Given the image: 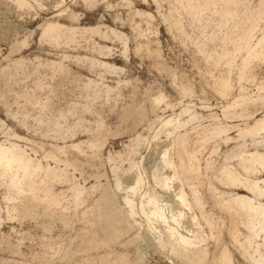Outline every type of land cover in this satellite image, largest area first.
I'll return each instance as SVG.
<instances>
[{
    "label": "rangeland",
    "instance_id": "1",
    "mask_svg": "<svg viewBox=\"0 0 264 264\" xmlns=\"http://www.w3.org/2000/svg\"><path fill=\"white\" fill-rule=\"evenodd\" d=\"M180 2L0 0V144L40 167L0 169V264H181L140 217L148 197L170 223L183 214L180 231L209 260L219 248L204 217L234 264H252L222 207L237 213L244 243L258 219L240 198L264 205V60L242 74L250 53L264 55V0ZM177 188L201 205L184 208ZM116 215L131 230L115 243L106 225Z\"/></svg>",
    "mask_w": 264,
    "mask_h": 264
},
{
    "label": "bare ground",
    "instance_id": "2",
    "mask_svg": "<svg viewBox=\"0 0 264 264\" xmlns=\"http://www.w3.org/2000/svg\"><path fill=\"white\" fill-rule=\"evenodd\" d=\"M183 1V0H180ZM179 0H175V2L181 3ZM236 2L237 0H224ZM225 18H230L231 13H225L223 15ZM59 30L58 26L50 25L48 29L44 31V35L46 38L52 40L56 38L54 33ZM264 38L260 41L262 43ZM260 57L261 60H264V55L260 56L256 53H250L247 59H245L242 63V74L245 75L248 70L250 63L253 58ZM210 57H207L206 60H209ZM228 58V53L225 54V59ZM218 64H222V61H216ZM229 82L225 81L224 91L226 93L229 90ZM142 113H134L135 120L139 121L137 117H140ZM173 121H168L164 124V126L172 125ZM258 127L261 131H264V119L262 122L258 124ZM194 164V155L191 153H185L184 156L181 157L180 167L182 168L184 174H190L194 172L193 165ZM4 170H14L15 173L21 172L23 177L35 174L36 170H39V166H35V161L31 158L27 152L22 149L19 145L12 144L9 147H6L0 144V169ZM177 180V177L176 179ZM139 180L135 186H130L129 190L132 192H137L138 186L141 184ZM170 182V179H167V183ZM257 185V184H256ZM168 186V184H167ZM193 193L194 203L191 202L188 194L180 188H177L174 193L175 197L178 199V202L184 207L189 209L190 211L193 209L194 204L198 207L201 205V201L199 196L195 195L193 189H191ZM241 205L243 208L247 210L246 218L249 219L257 218L258 222L251 221L250 230L245 238V242L242 243L240 239V231L237 229L236 225L238 222V215L234 211L233 208L228 206H223L222 209L225 210L230 218L231 225L234 227L233 231L230 232L231 237L233 238L234 243H236L238 251L241 256L245 258L248 262L252 264H264V237L260 243H256V239H259L261 234L264 232V205H256L253 200L250 199H241ZM127 204L130 208V215L132 218L136 216V206L134 201L126 200ZM141 218H145L148 227L150 230L157 236L155 239L156 245L160 249H169L172 251V255H174L181 264H234L233 262V253L229 248L222 242V232L218 228L217 224H213L209 219L204 217L206 224H208L211 228L212 235H216V245L219 248L218 253L214 256L213 259L209 260L208 253L209 250L207 248L199 247L198 237L196 236H187L184 235L183 232L180 231L182 228V224L180 222L179 215H173L170 220L167 218L165 214V209L161 207L156 199L152 197H148V207L145 205H141L140 208ZM110 220L106 225L110 229V240L113 242H118L121 240L123 236L122 231H126L130 229L129 220H125V228H118L116 225L118 223L124 222L123 219L118 217V215L109 218ZM156 222H159L162 225L158 229L156 227ZM176 225V227L173 224ZM131 230V229H130ZM216 231V232H214ZM256 243V244H255Z\"/></svg>",
    "mask_w": 264,
    "mask_h": 264
}]
</instances>
